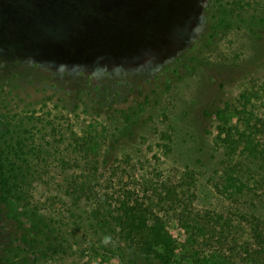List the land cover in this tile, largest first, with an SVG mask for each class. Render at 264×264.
<instances>
[{
	"label": "rangeland",
	"instance_id": "374dc122",
	"mask_svg": "<svg viewBox=\"0 0 264 264\" xmlns=\"http://www.w3.org/2000/svg\"><path fill=\"white\" fill-rule=\"evenodd\" d=\"M104 12L67 36L0 16V264H135L101 223H129L123 201L142 197L168 219L179 264H199L198 248L264 264V0Z\"/></svg>",
	"mask_w": 264,
	"mask_h": 264
},
{
	"label": "trees",
	"instance_id": "16d2710c",
	"mask_svg": "<svg viewBox=\"0 0 264 264\" xmlns=\"http://www.w3.org/2000/svg\"><path fill=\"white\" fill-rule=\"evenodd\" d=\"M100 4V0H0V16L1 20L8 22L9 20H23V17H32L33 22L40 24L43 23L51 32L57 31L61 36H67L75 34L77 28L81 23L88 18L91 9L94 6ZM61 12V16L59 15ZM59 20V21H58ZM60 22V23H59ZM243 114V111L241 112ZM252 115V113H246ZM244 122H250V118L244 117ZM252 127V126H251ZM247 130H243L245 136ZM228 140H231L233 136L229 133ZM227 141L226 139H224ZM233 141L232 143H234ZM231 143V144H232ZM1 180L6 178L5 171L0 170ZM90 180V179H89ZM2 186V185H1ZM234 187H230L232 190ZM92 190L91 185H81L76 188V191L82 195L87 196L88 192ZM149 191L143 193L148 196ZM145 194V195H146ZM168 199L175 200L173 197L178 196L176 188L168 189ZM231 194V193H230ZM143 195V196H145ZM85 197V196H84ZM90 202V197H86ZM100 199H94L93 203L95 208L101 209L105 204L111 203L114 197L109 194L99 196ZM120 198V197H119ZM173 198V199H172ZM150 202L142 197V201H137L134 205L129 201H123L125 205H132L130 207V222L125 224L120 217H112L111 221L109 216L111 212L104 216L101 227L106 231V235L111 237V241L106 246H113L115 248H121L120 244H133L131 245L134 251L135 264H179L176 259V253L179 247V241L177 236L170 230L168 226V219L163 217L156 209L152 199L148 198ZM157 205H162L163 200L156 196ZM92 200V199H91ZM95 219L101 217V213L96 212ZM119 223V229L117 224ZM122 220V223H121ZM203 234L202 232L197 233ZM118 237L123 238L121 242H117ZM258 243L262 246L264 244V227L259 229L256 234ZM120 243V244H118ZM105 247V246H104ZM264 248V247H263ZM122 249V248H121ZM116 251H114L115 254ZM123 255L127 258L128 253L124 249ZM195 262L199 264H217L218 260L214 258L213 253L202 255L199 248L191 254ZM218 257V255H217ZM221 258V256H220Z\"/></svg>",
	"mask_w": 264,
	"mask_h": 264
},
{
	"label": "water",
	"instance_id": "95a60500",
	"mask_svg": "<svg viewBox=\"0 0 264 264\" xmlns=\"http://www.w3.org/2000/svg\"><path fill=\"white\" fill-rule=\"evenodd\" d=\"M114 1H115V0H100V4H98L97 6H94V7L91 9V11H90V13H89V15H88V18L91 19V22L94 23L95 20L100 19V18L102 17V15H103L102 12H103V13H106V12H104L105 9H107L108 6H109L110 4H112ZM59 15H60V16L62 15L61 12H59ZM110 16H112V15H110ZM88 18H87V19H88ZM58 21H59V20H58ZM59 23H60V22H59Z\"/></svg>",
	"mask_w": 264,
	"mask_h": 264
}]
</instances>
